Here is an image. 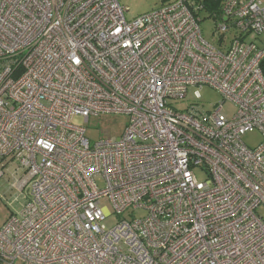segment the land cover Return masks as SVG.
I'll list each match as a JSON object with an SVG mask.
<instances>
[{"label":"built area","instance_id":"obj_1","mask_svg":"<svg viewBox=\"0 0 264 264\" xmlns=\"http://www.w3.org/2000/svg\"><path fill=\"white\" fill-rule=\"evenodd\" d=\"M202 8L0 0V180L14 165L28 186L0 264H264V0H220L214 43ZM203 86L221 101L174 108ZM101 113L130 121L91 145L72 120Z\"/></svg>","mask_w":264,"mask_h":264},{"label":"rangeland","instance_id":"obj_2","mask_svg":"<svg viewBox=\"0 0 264 264\" xmlns=\"http://www.w3.org/2000/svg\"><path fill=\"white\" fill-rule=\"evenodd\" d=\"M122 7L128 8L126 17L129 19L131 17L141 15L150 12L162 4L168 3L172 0H118ZM200 18V28L203 38L214 43V36L212 30L215 24L214 19L209 16L208 11H202L199 14ZM221 101V96L214 89L203 86L201 89L197 87H189L187 94L184 98L172 101V104L177 110H184L191 104H197L205 110H209L216 103ZM235 106L231 102L227 101L223 104L222 110L228 117H231L235 112ZM130 121L129 115L122 113H101L98 115H91L87 122L80 117H74L72 123L81 126L85 129V137L88 139L91 145L94 142L106 139L108 137L113 139H119L123 134L125 128L128 126ZM242 141L249 147L254 148L259 145L262 141V134L258 130H253L245 133L242 136ZM264 161V154H263ZM15 166L11 165L8 169L4 171V175L0 180V224L5 221L11 212L18 211L20 209V203L24 202L25 195L28 186L20 191L15 187V182L19 181L22 176V169H18L14 174ZM196 176L201 179L203 178L201 172H196ZM98 185L102 184L101 178H97ZM18 197L19 201H14V197ZM101 205L107 207L111 210L110 203L107 198H102ZM257 214L261 216L264 220V206H260L257 210ZM135 216L142 215V211H137L134 213ZM122 217L111 216L103 221L106 228H111L115 225L117 220Z\"/></svg>","mask_w":264,"mask_h":264},{"label":"trees","instance_id":"obj_3","mask_svg":"<svg viewBox=\"0 0 264 264\" xmlns=\"http://www.w3.org/2000/svg\"><path fill=\"white\" fill-rule=\"evenodd\" d=\"M200 1L202 2L203 8L199 12H196L198 17H199V14L204 10L209 12L213 10L214 8L216 9L218 7V3L220 0H200ZM262 69L264 73V62L262 64Z\"/></svg>","mask_w":264,"mask_h":264}]
</instances>
